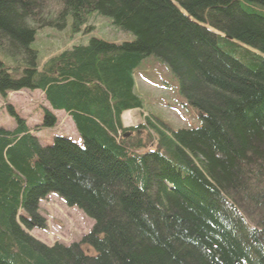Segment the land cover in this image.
Returning <instances> with one entry per match:
<instances>
[{
    "label": "trees",
    "instance_id": "obj_1",
    "mask_svg": "<svg viewBox=\"0 0 264 264\" xmlns=\"http://www.w3.org/2000/svg\"><path fill=\"white\" fill-rule=\"evenodd\" d=\"M93 14L134 40L93 39L39 66V30L71 19L78 33ZM152 56L199 128L155 115L124 127L125 112L145 107L134 74ZM37 90L83 145L41 146L7 107L17 127L0 128V264H264V0H0V97ZM57 122L44 109L40 128ZM51 195L94 222L80 242L49 247L27 233L46 228Z\"/></svg>",
    "mask_w": 264,
    "mask_h": 264
},
{
    "label": "rangeland",
    "instance_id": "obj_2",
    "mask_svg": "<svg viewBox=\"0 0 264 264\" xmlns=\"http://www.w3.org/2000/svg\"><path fill=\"white\" fill-rule=\"evenodd\" d=\"M55 8V4L46 8L45 11L49 12V17L55 14ZM72 28V21L69 19L68 24L63 28L46 27L37 32L33 48L38 52L40 67H43L52 57L54 58L76 46H86L93 39H101L119 45L134 40L132 34L117 29L113 26L110 18L99 14H93L89 22L82 26L80 32L74 33ZM225 51L231 52L227 49ZM235 56L247 63L240 55L235 54ZM134 76L136 93L145 100V107L141 110L127 112L125 117V114L123 115L122 122L125 128H136L145 124V119L151 115L166 121L172 130L196 129L202 125L198 109L193 107L181 94L179 79L164 61L155 56L148 57L136 69ZM33 99L37 104H34ZM44 102V94L40 92L10 93L6 101L0 97V128L11 131L17 127L16 119L11 115L8 106H13L31 128L35 129V127L41 126L43 108L39 105ZM58 118L59 125L57 127L51 130L40 129L36 133L41 146L52 145L55 138L60 136L81 144L78 132L69 120L70 118L65 114H59ZM151 134L152 132L145 131L139 136L148 141L146 138L151 139L153 137ZM150 150H154V147H151ZM40 208L42 217L46 219V228L44 230L34 229L27 233L49 247L57 243L70 246L79 242L82 237L90 233L94 224L82 211L77 208H69L57 196L47 197L40 203ZM88 252V255H94L92 249H88Z\"/></svg>",
    "mask_w": 264,
    "mask_h": 264
},
{
    "label": "bare ground",
    "instance_id": "obj_3",
    "mask_svg": "<svg viewBox=\"0 0 264 264\" xmlns=\"http://www.w3.org/2000/svg\"><path fill=\"white\" fill-rule=\"evenodd\" d=\"M260 10V9H259ZM84 24V23H83ZM86 25V24H85ZM94 30V29H93ZM98 38V37H97ZM74 50V49H73ZM224 52V51H223ZM242 55V54H241ZM53 58V57H52ZM50 60V59H49ZM245 63V62H243ZM45 89V88H44ZM142 99V98H141ZM164 102V101H163ZM141 105V104H140ZM160 105V104H159ZM129 112H132V111H129ZM128 112V113H129ZM127 115V112L125 113L124 117ZM128 118H129V115H128ZM26 122V121H25ZM128 122V121H127ZM34 144V143H33ZM252 202V201H251ZM233 218V217H232ZM228 220V219H227ZM245 221V220H244ZM236 222V221H235ZM237 225V224H236ZM242 225V224H241ZM236 228V227H235ZM242 232V231H241ZM244 234V233H243ZM238 238V237H237ZM249 250V249H248ZM257 253V252H256ZM246 260V259H245Z\"/></svg>",
    "mask_w": 264,
    "mask_h": 264
},
{
    "label": "crops",
    "instance_id": "obj_4",
    "mask_svg": "<svg viewBox=\"0 0 264 264\" xmlns=\"http://www.w3.org/2000/svg\"><path fill=\"white\" fill-rule=\"evenodd\" d=\"M30 97H31V96H30ZM31 98H32V97H31ZM66 114H67V113H66ZM69 120H70V121L73 123V121H72V119H71V118H70ZM73 125H74V123H73ZM74 127H75V125H74Z\"/></svg>",
    "mask_w": 264,
    "mask_h": 264
}]
</instances>
